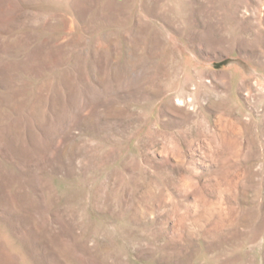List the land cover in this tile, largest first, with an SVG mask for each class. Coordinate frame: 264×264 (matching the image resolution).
Returning <instances> with one entry per match:
<instances>
[{"label": "rangeland", "instance_id": "rangeland-1", "mask_svg": "<svg viewBox=\"0 0 264 264\" xmlns=\"http://www.w3.org/2000/svg\"><path fill=\"white\" fill-rule=\"evenodd\" d=\"M0 264H264V0H0Z\"/></svg>", "mask_w": 264, "mask_h": 264}]
</instances>
